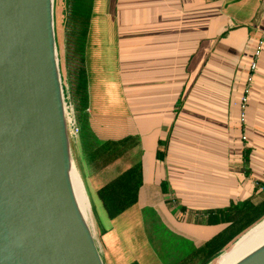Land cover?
<instances>
[{"label":"crops","instance_id":"0c3cea01","mask_svg":"<svg viewBox=\"0 0 264 264\" xmlns=\"http://www.w3.org/2000/svg\"><path fill=\"white\" fill-rule=\"evenodd\" d=\"M73 92L104 264H182L264 207V0H94Z\"/></svg>","mask_w":264,"mask_h":264},{"label":"water","instance_id":"95a60500","mask_svg":"<svg viewBox=\"0 0 264 264\" xmlns=\"http://www.w3.org/2000/svg\"><path fill=\"white\" fill-rule=\"evenodd\" d=\"M47 2L0 0V264H103L65 174L73 163Z\"/></svg>","mask_w":264,"mask_h":264},{"label":"rangeland","instance_id":"374dc122","mask_svg":"<svg viewBox=\"0 0 264 264\" xmlns=\"http://www.w3.org/2000/svg\"><path fill=\"white\" fill-rule=\"evenodd\" d=\"M72 9H73L72 0H54V13H53L54 26L53 27H54L56 59H57V66H58V72H59V78H60L62 102L64 106L66 134H67L68 145L70 149V156H71L73 166L76 168L75 163L73 162L72 155H71V144L70 143L74 144L73 137L76 135H79L80 128L74 122L75 127L78 129L77 133H74L71 127L70 119H72L71 116H73L71 109L73 108V105L75 106L73 86H74V83L78 81V78L82 76L83 68H84V39L83 38H84L85 29H84L83 17H76V15H74L73 17ZM80 94H79V91H76V95H78L77 96L78 99L80 98ZM109 203L112 206L116 207V205L111 202L110 198H109ZM263 218L264 216L261 219H259L257 222H259ZM90 220H91L89 224L90 235L93 239L94 244L97 246L98 236H97V233H95V227H94L95 221H94V218L92 217V208H90ZM249 228H247L245 231H247ZM244 232H242L241 234H243ZM241 234H239L237 238ZM234 241H232L225 249L221 250L219 254L221 255L223 252H225L232 245ZM97 249L99 250L98 246H97ZM219 254L217 257L211 260V262L208 264H214L217 258L220 256Z\"/></svg>","mask_w":264,"mask_h":264},{"label":"bare ground","instance_id":"6f19581e","mask_svg":"<svg viewBox=\"0 0 264 264\" xmlns=\"http://www.w3.org/2000/svg\"><path fill=\"white\" fill-rule=\"evenodd\" d=\"M47 3L48 18H50V20L48 19L49 30L51 29V18L53 17L54 13V0H48ZM71 118L73 117L71 116ZM79 173L73 164H71L70 167L65 168V174L78 220L83 229L86 230L88 228L90 230V204ZM263 253L264 218L241 234L225 252H223L221 255L219 254L220 256L217 258L214 264H248Z\"/></svg>","mask_w":264,"mask_h":264},{"label":"trees","instance_id":"16d2710c","mask_svg":"<svg viewBox=\"0 0 264 264\" xmlns=\"http://www.w3.org/2000/svg\"><path fill=\"white\" fill-rule=\"evenodd\" d=\"M94 0H72V14L73 17H83L84 19V29L86 27L87 20L90 18L92 5ZM78 13V14H76ZM85 33V32H84ZM84 39V38H83ZM136 183V177L130 175V177H122L114 180L112 184L108 186L110 195L109 198L113 204L119 206L115 210H121L122 207L129 205L132 202V194ZM253 206L252 211L255 212L254 215L246 217V223L240 225V221H243L245 218L243 215L238 216L237 218V232H221L219 235L214 237L212 240L206 242V244L194 250L191 254H189L186 259L182 261V264H208L213 260L218 254L221 252V247L228 241V239L232 238L235 234H239L240 230L243 227H246L250 223L256 221L262 213H264V207ZM257 210V211H256Z\"/></svg>","mask_w":264,"mask_h":264},{"label":"built area","instance_id":"2783aa9c","mask_svg":"<svg viewBox=\"0 0 264 264\" xmlns=\"http://www.w3.org/2000/svg\"><path fill=\"white\" fill-rule=\"evenodd\" d=\"M254 66H255V64H252L251 68L254 69ZM249 80H250V78H249ZM247 92H248V88H245L244 96L241 98V109H242V116L241 117H242V120L244 118L243 110H244L245 103H246ZM70 120H71V127H72L74 133H77L78 129L75 127V125H74L75 123H74L73 119H70ZM263 187H264V185H263Z\"/></svg>","mask_w":264,"mask_h":264}]
</instances>
